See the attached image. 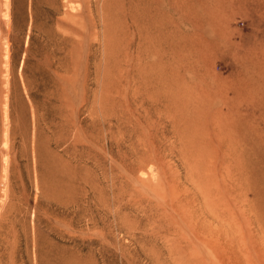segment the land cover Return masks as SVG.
I'll return each instance as SVG.
<instances>
[{"label": "rangeland", "instance_id": "obj_1", "mask_svg": "<svg viewBox=\"0 0 264 264\" xmlns=\"http://www.w3.org/2000/svg\"><path fill=\"white\" fill-rule=\"evenodd\" d=\"M9 1L0 264H264L263 2Z\"/></svg>", "mask_w": 264, "mask_h": 264}, {"label": "bare ground", "instance_id": "obj_2", "mask_svg": "<svg viewBox=\"0 0 264 264\" xmlns=\"http://www.w3.org/2000/svg\"><path fill=\"white\" fill-rule=\"evenodd\" d=\"M69 1V0H68ZM198 1V0H197ZM236 2V1H239V2H241L242 0H214V2H217V4L219 3H222V4H225V3H229V4H232L233 2ZM253 1H256V0H251V2H253ZM260 1H262L263 2V7H264V0H260ZM50 2H53V4H54V1L53 0H50ZM49 1L47 2L48 3V5H49V3H50ZM10 3V1L9 0H7V4H9ZM71 3H72V1H71ZM234 4V3H233ZM228 5V4H227ZM105 7V6H104ZM103 7V8H104ZM107 7V6H106ZM106 7H105V9H106ZM186 7V6H185ZM50 8V7H49ZM8 9H10L9 7H8ZM187 10L188 11H190V13L188 14V18H189V20L191 21V22H193L194 23V37H193V35H191V37H189L187 34H185V37H184V41H185V44H186V49L188 48L189 49V51L190 52H205V50H207L208 48H214L215 47V45H216V41H215V39H207L205 36H204V32H202L201 31V28H200V26H201V24H200V22H202L203 20L202 19H204V16L203 15H200V13H196V12H194L191 8H190V6L187 8ZM187 10H185L184 9V11H183V15L186 13V11ZM10 11V10H9ZM9 11H7V16H8V19L10 20V13H9ZM56 11V10H55ZM69 12H67V14H68ZM221 13H223V12H221ZM56 14V13H55ZM69 15V14H68ZM68 15H65V16H67L68 17ZM71 15V17H73L72 16V14H70ZM102 15H104L103 13H102ZM106 15V14H105ZM104 15V16H105ZM163 16H167L168 15V13H163L162 14ZM49 16V15H48ZM75 16L76 15H74V21H75ZM185 16V15H184ZM208 16H210V15H208ZM213 16V15H212ZM216 16H218V15H216ZM220 16V15H219ZM221 16H223V14H221ZM220 16V17H221ZM50 17H51V15H50ZM66 17V18H67ZM77 17V16H76ZM108 17V16H107ZM106 17V18H107ZM170 17V16H169ZM194 17V18H193ZM211 17V16H210ZM215 17V16H214ZM219 17V18H220ZM106 18H104V19H106ZM219 18H218V22H219ZM72 19V18H71ZM72 19V20H73ZM168 19V18H167ZM187 19V18H186ZM193 19V20H192ZM221 19V18H220ZM210 20V19H209ZM214 20H216V18L214 19ZM213 19H211V23H209V25L213 28H215V27H217V25L215 24V21H214ZM69 21V20H68ZM187 21V20H186ZM185 20H183V24H185V22H186ZM48 22V21H47ZM65 22V21H64ZM69 22H71V21H69ZM104 22V21H103ZM106 22V21H105ZM217 22V21H216ZM63 23V22H62ZM64 24V23H63ZM75 24V23H74ZM73 24V25H74ZM105 24V23H104ZM220 24V23H219ZM223 24V23H222ZM106 25V24H105ZM104 25V26H105ZM221 25V24H220ZM59 26V25H58ZM61 26V25H60ZM70 28H71V25H70ZM71 29H74V28H71ZM203 29V28H202ZM222 29H223V26H222ZM211 30V29H210ZM214 30V29H213ZM221 30V29H220ZM220 30L218 31V30H216V31H218L217 33H218V35H219V32H220ZM53 31H54V29H53ZM57 31V30H56ZM60 31V30H59ZM64 31V30H63ZM105 31V30H104ZM107 31V30H106ZM205 31V30H204ZM225 31V30H224ZM223 31V32H224ZM47 35H50L51 33H52V30H50L49 28L47 29ZM67 32V31H66ZM222 31H221V34L223 33ZM60 33H61V31H60ZM208 32H206L205 34H207ZM67 34V33H66ZM66 34H64V36L66 35ZM215 34V33H214ZM225 34V33H224ZM223 35V34H222ZM51 36V35H50ZM68 36H70V35H68ZM224 36V35H223ZM55 37V36H54ZM71 37H73V36H71ZM213 37V36H212ZM215 37V36H214ZM225 37H228V35H226L225 34ZM225 37H224V39H225ZM60 38V37H59ZM64 38V37H63ZM62 38V39H63ZM216 38V37H215ZM221 38V37H220ZM219 38V39H220ZM50 39V38H49ZM66 39V38H65ZM69 39V38H68ZM68 39H67V41H68ZM222 39V38H221ZM230 38L228 37V40H229ZM73 40V39H72ZM71 40V41H72ZM217 40V39H216ZM226 40V39H225ZM227 40V41H228ZM53 41V40H52ZM69 41H70V39H69ZM223 41V40H222ZM221 41V42H222ZM62 42V41H61ZM219 42V41H218ZM221 42H219V43H221ZM224 42V41H223ZM223 42H222V44H223ZM47 43H49V42H47ZM227 43V42H226ZM64 44V43H63ZM221 44V45H222ZM228 44V43H227ZM59 45V44H58ZM62 45V44H61ZM220 45V44H219ZM220 45V46H221ZM49 47V46H48ZM223 47V46H222ZM61 48V47H60ZM220 48V47H219ZM59 49V48H58ZM214 50V49H213ZM208 51V50H207ZM215 51V50H214ZM213 51V52H214ZM198 54V53H197ZM204 55V54H203ZM261 66H264V59H263V62H261ZM224 129V128H223ZM231 150V154H229L228 153V155H231L232 156V154H233V150H232V148L231 149H229V151ZM230 157V156H229Z\"/></svg>", "mask_w": 264, "mask_h": 264}]
</instances>
